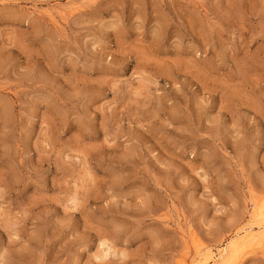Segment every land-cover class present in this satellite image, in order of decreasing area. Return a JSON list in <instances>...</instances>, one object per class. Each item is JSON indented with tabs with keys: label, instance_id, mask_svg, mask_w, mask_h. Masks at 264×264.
Instances as JSON below:
<instances>
[{
	"label": "rangeland",
	"instance_id": "1",
	"mask_svg": "<svg viewBox=\"0 0 264 264\" xmlns=\"http://www.w3.org/2000/svg\"><path fill=\"white\" fill-rule=\"evenodd\" d=\"M226 263L264 264V0H0V264Z\"/></svg>",
	"mask_w": 264,
	"mask_h": 264
},
{
	"label": "bare ground",
	"instance_id": "2",
	"mask_svg": "<svg viewBox=\"0 0 264 264\" xmlns=\"http://www.w3.org/2000/svg\"><path fill=\"white\" fill-rule=\"evenodd\" d=\"M257 224H258V223H257ZM260 226H261V225H260ZM258 227H259V226H258ZM248 232H249V231H248ZM256 234H257V233H256ZM252 236H253L252 234H247V235L244 236V237H243V235H242V239L240 238L241 241H240V239H239V241H240V242H244V240H245L246 238L249 237V238L247 239V241H248L249 239H251L250 237H252ZM236 239H238V238H236ZM232 242H233V241H232ZM233 243H234V242H233ZM235 244H237V243H235ZM235 244H234V246H235ZM230 245H231V244H230ZM237 246H240V245H237ZM242 247H243V246H242ZM239 248H240V247H239ZM226 249H227V248H226ZM226 249H225V250H226ZM239 250H240V249H239ZM232 254H233V253H232ZM221 255H222V252H221ZM212 257H213V255H212ZM229 258H230V257H229ZM228 260H229V259H228ZM219 261H220V260H219ZM223 262H225L224 259H223ZM226 262H227V261H226ZM204 263H205V262H204ZM228 263H229V262H228ZM226 264H227V263H226Z\"/></svg>",
	"mask_w": 264,
	"mask_h": 264
}]
</instances>
